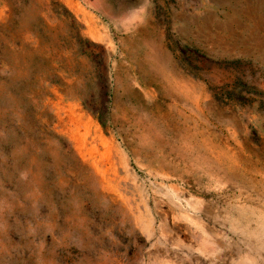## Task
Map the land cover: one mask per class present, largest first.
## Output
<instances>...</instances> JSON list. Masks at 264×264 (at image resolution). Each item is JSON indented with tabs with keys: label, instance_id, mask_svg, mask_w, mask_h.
<instances>
[{
	"label": "rangeland",
	"instance_id": "1",
	"mask_svg": "<svg viewBox=\"0 0 264 264\" xmlns=\"http://www.w3.org/2000/svg\"><path fill=\"white\" fill-rule=\"evenodd\" d=\"M0 264H264V0H0Z\"/></svg>",
	"mask_w": 264,
	"mask_h": 264
}]
</instances>
